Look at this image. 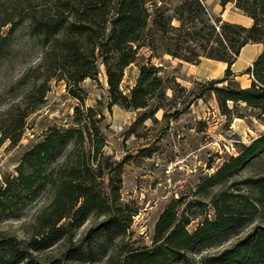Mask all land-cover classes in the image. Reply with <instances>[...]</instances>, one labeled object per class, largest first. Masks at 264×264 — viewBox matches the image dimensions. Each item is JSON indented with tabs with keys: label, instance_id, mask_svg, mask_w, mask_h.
<instances>
[{
	"label": "trees",
	"instance_id": "trees-1",
	"mask_svg": "<svg viewBox=\"0 0 264 264\" xmlns=\"http://www.w3.org/2000/svg\"><path fill=\"white\" fill-rule=\"evenodd\" d=\"M2 1L5 0H0V60L22 24L26 25L27 36L38 40L43 50L41 60L19 81L25 84L34 73V84L11 110L2 132L14 143L21 140L28 117L44 104L53 79L64 80L68 91L83 102L88 93L82 82L97 79L101 65L106 69L111 105L138 110L154 104L144 118L154 116L164 107L158 100L168 98L169 88L186 90L176 78L170 79L174 85H168L162 75L163 66L155 64V58L166 54L194 64L203 58L227 62L225 77L206 81L205 89L196 97H204L206 90L214 91L227 115L234 112L230 102L264 110V50L246 70L252 78L249 87L240 84L232 69L244 46L264 44V0H237V6L253 18L251 26L221 16L214 18L204 0H178L174 5L164 0H24L26 15L19 19L13 16V7ZM229 1L221 4L225 7ZM9 24L8 34H2ZM144 49L148 55L143 54ZM132 64L139 65L140 72L127 93L122 83ZM81 112L77 107L79 127L65 131L51 128L25 153L18 174L6 177L0 184V219L4 215L21 216L27 203L49 194L37 213L35 232L25 245L17 237L0 233V264H70L88 255L86 248L90 250L88 260L95 262L93 232L104 238L101 246L108 257L105 264H175L182 258L189 264H264V174L225 187L264 158V133L204 178L205 183L217 186L210 193L214 217H206L192 231L189 225L204 213L193 211L197 204L192 203L203 201L189 202L182 208L185 198L174 199L157 221L152 246H128L124 255H109L113 242L131 228L138 209L121 200L124 162L112 169L111 190L102 187L108 176L100 160L103 142L98 140L99 130L92 126V115L85 112L84 123ZM86 144L89 150L76 155L78 146L84 149ZM95 215L105 216V220L90 232L84 249V245L74 243L73 230ZM64 238L71 246L63 259L37 260L35 251L49 249ZM233 239V245L225 246ZM213 245L224 247L197 263L187 257L189 251Z\"/></svg>",
	"mask_w": 264,
	"mask_h": 264
},
{
	"label": "rangeland",
	"instance_id": "rangeland-1",
	"mask_svg": "<svg viewBox=\"0 0 264 264\" xmlns=\"http://www.w3.org/2000/svg\"><path fill=\"white\" fill-rule=\"evenodd\" d=\"M164 1L169 5L178 2ZM204 1L214 18L221 16L237 23H245L247 20L248 15L237 6V0H230L225 7L221 4L223 0ZM2 2L13 7L15 18L25 17L24 0ZM162 3L163 1L160 2ZM175 23L178 24V21ZM10 28V24L5 26L2 34H8ZM13 39L6 56L0 60V184L6 177L18 174V167L25 153L46 137L51 128L65 131L71 127H79L76 111L77 107H81L80 116H83L84 123L87 122L85 112H89L93 117L92 126L99 130L98 140L103 142L100 160L108 176L102 182V187L106 191L111 190L109 176L114 175L112 169L118 163L124 162L121 200L138 209L131 228L127 234L113 242L109 255H124L128 246H152L157 221L174 199L185 198L182 208L189 202L203 201V204L192 203L197 204L193 211L204 212L189 225L192 231L206 217H214L210 193L217 190V186L210 182L205 183L204 178L220 169L231 156L238 155L244 145L252 143L264 133L263 109L251 108L246 103L235 106L230 102L234 112L227 115L222 112L214 91L206 90L204 97H196V94L205 89L206 81L225 77L227 62L203 58L200 63L194 64L170 54L155 58V64L163 66L162 75L167 79L168 85H174L170 79L176 78L186 90H180L179 86L169 88L168 98L158 100L164 107L148 118H144V115L154 109V104L151 108L138 110L126 109L118 104L111 105L104 65H101L97 79L87 78L82 82L88 93L83 102L68 91L64 80L53 79L44 104L28 117L21 140L14 143L10 138H4L2 132L8 123L11 110L17 107L34 84V73L25 84L18 83L41 60L43 50L38 40L27 36L25 24L16 31ZM144 53L148 55L149 51L144 49ZM246 70L244 68L242 73ZM139 72L137 64L127 68L122 83L125 92L129 93L136 84ZM70 145L73 148L74 143L71 142ZM88 146L86 144L84 149L81 145L78 146L76 155L81 154L82 150L88 151ZM242 173L225 187L238 180L264 174V158ZM48 199V193L42 194L27 203L21 216L4 215L0 219V233L7 237H17L25 245L35 232L37 213ZM104 220L105 216L95 215L82 227L73 230L74 243L84 245L85 249L89 243L86 238ZM92 238V251L97 261L88 260L90 250L86 248L89 254L79 261H70V264H105L108 257L101 246L104 238L97 232H93ZM235 241L233 239L225 246H231ZM70 246L71 242L64 238L49 249L35 251V257L43 262L57 261L64 258ZM223 247L224 245H213L195 249L187 252V257L197 263L205 256L217 254ZM175 264L189 263L182 258Z\"/></svg>",
	"mask_w": 264,
	"mask_h": 264
},
{
	"label": "crops",
	"instance_id": "crops-1",
	"mask_svg": "<svg viewBox=\"0 0 264 264\" xmlns=\"http://www.w3.org/2000/svg\"><path fill=\"white\" fill-rule=\"evenodd\" d=\"M253 18L247 16V20L244 24L246 26H251L253 24ZM264 44L263 43H248L243 47L241 55L237 62L233 65V70L238 74L236 79L239 80L240 84L243 87H249L252 84V78L249 73L245 71L242 73V70L248 69L252 63L257 59V57L263 52ZM207 60H213L207 58Z\"/></svg>",
	"mask_w": 264,
	"mask_h": 264
}]
</instances>
